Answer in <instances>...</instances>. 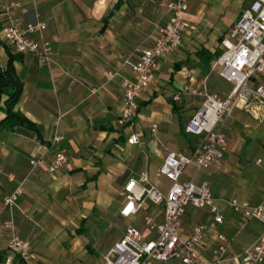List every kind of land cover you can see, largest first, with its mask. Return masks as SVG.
I'll return each mask as SVG.
<instances>
[{
	"label": "crops",
	"instance_id": "0c3cea01",
	"mask_svg": "<svg viewBox=\"0 0 264 264\" xmlns=\"http://www.w3.org/2000/svg\"><path fill=\"white\" fill-rule=\"evenodd\" d=\"M176 1L0 0V63L12 64L23 87L17 111L40 131H0V264H18L8 250L11 232L4 227L11 219L16 235L32 246L33 264H104L127 228L146 233L147 215L163 220L162 209L152 204L137 217L123 219L121 193L141 172L168 192L171 183L157 176L168 155L191 157L202 148V137L185 133L202 103L192 91L224 99L230 95L234 85L220 76L215 62L222 39L252 3L187 0L183 45L162 58L160 71L139 99L136 129L124 127L119 124L123 82L133 79L140 52L154 45L159 27L171 18L168 5ZM37 22L47 24L44 39L54 53L49 65L33 55L16 54L3 39L9 25ZM250 86L264 87V75ZM184 89L182 102L175 103L173 97ZM5 118L0 111V122ZM222 131L228 140L225 157L196 177L190 167L182 181L209 182L224 221L218 225L209 210L189 206L180 233L188 238L205 225L200 258L212 260L221 246L218 237L224 236L229 247L222 264H242L235 257L257 241L263 226L244 223L227 203L264 206V107L240 104ZM58 134L65 137L61 148L69 164L54 174L43 167L32 169V157L44 155L49 163L57 153L51 141ZM133 134L139 137L137 145L128 143ZM18 188L23 195L15 207H7L6 198Z\"/></svg>",
	"mask_w": 264,
	"mask_h": 264
},
{
	"label": "built area",
	"instance_id": "2783aa9c",
	"mask_svg": "<svg viewBox=\"0 0 264 264\" xmlns=\"http://www.w3.org/2000/svg\"><path fill=\"white\" fill-rule=\"evenodd\" d=\"M106 1V0H104ZM170 20L159 27L154 45L141 51L139 59L133 66V79L123 82L124 96L119 124L135 130L138 119V101L149 88L151 78L160 71L162 58L179 50L183 45L186 31V17L189 13L187 0L170 3ZM47 24L44 22L29 23L25 27L11 24L4 29V42L20 55H33L42 65L53 61V48L44 39ZM35 37H38L36 39ZM222 52L215 62L220 69V76L234 85L227 98L208 93L206 90L192 91L202 99L197 113L185 125V133L202 137V148L193 156L181 153H170L158 169L157 176L166 178L171 187L163 192L152 184L147 172H141L132 178L124 187L121 197L125 204L120 211L123 219L137 217L145 211L147 204L162 209L163 220L158 222L152 216L144 219L146 233L135 228L126 229L122 239L104 257V264H222L223 256L228 252L229 242L219 236L221 246L217 255L205 262L199 256V247L203 244L207 228L199 225L188 238L181 236V218L186 208L209 210L216 224L224 221L215 204V198L209 182L197 184L194 179L182 181L190 167L195 170V177L200 172L210 169L215 161L222 160L228 151V140L222 128L233 116L240 104L247 106L254 102L264 107V87L251 88L252 80L264 75V0H252L239 21L231 28L221 41ZM188 89L181 90L173 97L175 103L182 102ZM157 126H153L155 134ZM65 140L63 135H55L51 145L57 148L54 157L46 162L44 155L32 157V169L43 167L54 174L69 164L66 151L61 148ZM130 145L139 144V137L133 134L128 139ZM47 151V148H45ZM23 190L18 188L5 200L9 208L15 207ZM228 207L242 214L244 223L257 221L262 224L263 232L257 241L235 257L242 264L264 263V206L252 207L248 203L231 200ZM5 229L11 232L8 250L17 259L18 264H33L34 254L29 242L21 240L15 233L13 219L6 222Z\"/></svg>",
	"mask_w": 264,
	"mask_h": 264
},
{
	"label": "trees",
	"instance_id": "16d2710c",
	"mask_svg": "<svg viewBox=\"0 0 264 264\" xmlns=\"http://www.w3.org/2000/svg\"><path fill=\"white\" fill-rule=\"evenodd\" d=\"M22 90V84L18 80L12 64L3 67L0 63V111L6 116L0 122V131L2 129L13 130L16 127H23L40 135L39 129L17 111ZM0 262H3L2 255H0Z\"/></svg>",
	"mask_w": 264,
	"mask_h": 264
},
{
	"label": "rangeland",
	"instance_id": "374dc122",
	"mask_svg": "<svg viewBox=\"0 0 264 264\" xmlns=\"http://www.w3.org/2000/svg\"><path fill=\"white\" fill-rule=\"evenodd\" d=\"M131 223H129L128 225H130Z\"/></svg>",
	"mask_w": 264,
	"mask_h": 264
}]
</instances>
